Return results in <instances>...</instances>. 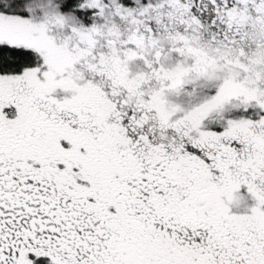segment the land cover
Here are the masks:
<instances>
[{
	"label": "snow or ice",
	"instance_id": "obj_1",
	"mask_svg": "<svg viewBox=\"0 0 264 264\" xmlns=\"http://www.w3.org/2000/svg\"><path fill=\"white\" fill-rule=\"evenodd\" d=\"M0 264H264V0H0Z\"/></svg>",
	"mask_w": 264,
	"mask_h": 264
}]
</instances>
